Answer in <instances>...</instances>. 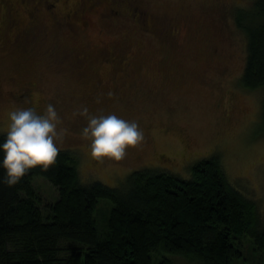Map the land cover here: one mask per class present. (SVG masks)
<instances>
[{
  "label": "rangeland",
  "instance_id": "obj_1",
  "mask_svg": "<svg viewBox=\"0 0 264 264\" xmlns=\"http://www.w3.org/2000/svg\"><path fill=\"white\" fill-rule=\"evenodd\" d=\"M250 1L156 0L149 12L162 16L161 22L157 21L161 25L152 26L150 32L137 29L130 20L101 25L85 11L92 27L82 32L81 21L75 19V31L57 42L38 37L40 26L21 13L27 7L18 0H0V135H6L10 111L38 110L35 106H39L44 114L51 104L61 121L58 130H67L63 143L57 141V146L74 155L80 185L98 182L120 192L127 190V178L135 171L188 181L194 166L215 157L230 186L255 205L264 228V87L248 90L241 85L247 46L232 14ZM86 2L66 0L59 7L62 17L76 5L84 8ZM7 11L13 12L11 16ZM185 14L192 18L190 28L182 23ZM45 31L50 36L54 33L52 29ZM60 47L71 54L70 59L54 53L61 52ZM51 48L54 50L49 51ZM95 48L107 53L102 56L104 62L96 58L82 66L71 65L76 54L94 56ZM122 56L138 62L141 85L130 86L127 98L115 95L116 89L95 90L97 80L111 84L110 80L121 79H113L122 76L113 68L126 66ZM163 59L170 66L162 67ZM84 107L89 115L115 114L136 121L144 142L129 149L120 162H98L88 150L90 140L82 137L87 117L73 115ZM32 187L43 199L42 206L57 201L56 189L43 177H34ZM97 208L94 218L101 232L112 204L102 200ZM242 241V258L235 264H264L255 247L247 239ZM61 246L70 245L63 242ZM164 257L172 260L176 256ZM173 260L174 264H197L180 257ZM152 261L156 264L160 259L153 256Z\"/></svg>",
  "mask_w": 264,
  "mask_h": 264
},
{
  "label": "trees",
  "instance_id": "obj_2",
  "mask_svg": "<svg viewBox=\"0 0 264 264\" xmlns=\"http://www.w3.org/2000/svg\"><path fill=\"white\" fill-rule=\"evenodd\" d=\"M155 1L146 0L150 3L149 11ZM86 4L83 11L78 5L73 8L76 10H68L66 16L70 20L62 17L58 8L55 17L48 16V11H36L35 22L41 26L46 21L44 25L52 30L60 26L62 19L69 23L77 19L82 25L88 19L84 11H89L92 1ZM32 7L29 3L21 13L28 17L34 12ZM106 7L105 1L94 6ZM151 14L147 19L152 26L161 25L162 16ZM232 14L233 24L245 36L247 46L241 85L248 90L263 88L264 0H251L248 6H240ZM183 16L182 23L190 28L192 18L188 14ZM15 19L19 20V16ZM162 61L163 67L165 59ZM89 63L83 59L81 64ZM141 78L143 81L142 75ZM125 79L120 80L127 84L129 79ZM120 80L111 84H97V80L93 86L95 90L116 89L115 95L130 97V89ZM262 112L264 123V102ZM5 136L0 135V144ZM2 159L0 153V163ZM75 160L72 153L60 150L56 163L47 171L31 169L14 186L0 183V264H152L153 256L160 259L156 264H174L173 259L179 257L197 264H235L242 258L244 239L264 258V228L256 207L230 186L217 158L200 161L191 169L188 181L168 174L135 171L127 178L129 186L123 192L98 182L80 185ZM4 176L0 167V180ZM34 177H43L56 189L58 199L54 204L42 206L43 199L32 187ZM102 200L109 201L112 208L106 211L105 228L100 232L94 214ZM63 242L70 246L62 248ZM62 252L66 255L62 256ZM165 255L176 257L172 261Z\"/></svg>",
  "mask_w": 264,
  "mask_h": 264
},
{
  "label": "clouds",
  "instance_id": "obj_3",
  "mask_svg": "<svg viewBox=\"0 0 264 264\" xmlns=\"http://www.w3.org/2000/svg\"><path fill=\"white\" fill-rule=\"evenodd\" d=\"M109 97L113 94L108 93ZM87 117V126L82 130V137L90 140V153L102 163L104 159L115 162L124 160L129 149H135L144 142V133L136 121H128L115 114L89 115L84 107L73 115ZM9 126L5 139L0 144L3 154L0 167L5 176L0 183L14 186L31 169L41 168L47 171L59 155L57 141L63 143L66 129H59L61 123L53 105L46 107L44 114H38L34 108H16L9 112Z\"/></svg>",
  "mask_w": 264,
  "mask_h": 264
},
{
  "label": "flooded vegetation",
  "instance_id": "obj_4",
  "mask_svg": "<svg viewBox=\"0 0 264 264\" xmlns=\"http://www.w3.org/2000/svg\"><path fill=\"white\" fill-rule=\"evenodd\" d=\"M21 4L22 7H27L29 3L33 6L31 10H33L34 12H32L31 14L28 15V18L30 20H36V11L37 13H41L42 10L44 11H48V16L52 15L53 17H55L56 15V9L60 7V4L65 3L66 0H18ZM90 0H87V2ZM92 1V6L89 9V11H86L88 13H91L90 16L92 15V17H94L97 22L99 21L101 23V25H105V24H116L119 22H124L127 20H130L134 23V25L137 27V29L140 28V30H146V29H150V27H152V23L149 21L150 18L147 19V16H153L151 14V12H149V4L147 3L146 0H91ZM102 1H105V3L107 4L108 7L106 8H101V9H96L94 8V6H98L100 4H102ZM28 2V3H27ZM86 7V3H84ZM80 7V6H79ZM81 9V11L84 10V8H79ZM76 10V9H75ZM8 12V11H7ZM85 12V11H84ZM10 14V13H9ZM42 14V13H41ZM64 18H69V16L67 15ZM83 19V18H81ZM156 19V18H155ZM63 21V22H62ZM62 21L60 22V26L54 28V33L50 36V33H47L45 30H49L45 25H43L42 27L40 25H38L35 22L34 26H40L39 31L37 32L38 37L39 36H43L42 38H46V37H51L54 41L61 40L62 37L67 36L68 34H70L73 31H75V29H73L74 23H69L67 21H65V19H62ZM8 23L9 25H12V23H10V20L8 19ZM50 23H53V21H50ZM68 23L70 24L68 26ZM145 23V27H142L141 24ZM34 26H32L34 28ZM90 26L89 22H85V20L82 22V28L81 31L83 29H86ZM96 27V25H94ZM93 26V27H94ZM103 30L98 29V34H102ZM21 35L22 32L20 33ZM78 35V34H77ZM25 39V38H23ZM58 42V41H57ZM58 46H56L54 49H57ZM53 48L48 49L49 51L54 50ZM61 49V47H60ZM95 53L94 58L99 57L101 60L103 55H107L106 52H104V50L102 48H95V50L93 51ZM55 54H58L60 57L63 56L64 58L70 59L71 58V54H67L65 52V50L61 49V52L54 50ZM127 52L125 51V54ZM218 50L215 49V55H217ZM98 54V55H96ZM112 54V53H110ZM92 57V55H75L74 57H72L73 62L71 63V65H73L74 63H77V65H82V61L83 59L88 60L90 62H93L90 58ZM124 60V62H126V66L123 68H115L117 71L119 70L120 74H122V76L120 78H127L129 79V82L127 84L122 83V85L126 86L127 88H129L132 85H141L139 82V80H141V76L139 75L137 78V75L139 74L138 72V68L140 67L138 62L131 60L129 58V56L125 57L122 56V61ZM126 60V61H125ZM108 61V60H105ZM104 62V61H103ZM112 63V62H111ZM69 64V63H68ZM139 66V67H138ZM165 66H170L168 64H165ZM132 77H129V76ZM112 78V77H111ZM113 79H117L113 78ZM115 80H110V83H112ZM128 81V80H127ZM117 81H115L114 83H116ZM100 83L97 82V84ZM108 86V85H107ZM130 89V88H129ZM29 106V105H28ZM36 108L39 109V106H36Z\"/></svg>",
  "mask_w": 264,
  "mask_h": 264
}]
</instances>
